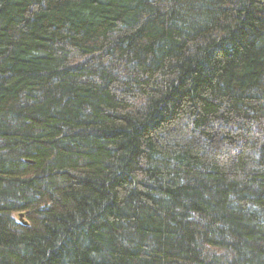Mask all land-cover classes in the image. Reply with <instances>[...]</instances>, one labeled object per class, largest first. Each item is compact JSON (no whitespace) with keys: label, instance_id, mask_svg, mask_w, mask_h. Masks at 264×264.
<instances>
[{"label":"trees","instance_id":"obj_1","mask_svg":"<svg viewBox=\"0 0 264 264\" xmlns=\"http://www.w3.org/2000/svg\"><path fill=\"white\" fill-rule=\"evenodd\" d=\"M0 264H264V0H0Z\"/></svg>","mask_w":264,"mask_h":264},{"label":"rangeland","instance_id":"obj_2","mask_svg":"<svg viewBox=\"0 0 264 264\" xmlns=\"http://www.w3.org/2000/svg\"><path fill=\"white\" fill-rule=\"evenodd\" d=\"M15 217H16V215H15Z\"/></svg>","mask_w":264,"mask_h":264}]
</instances>
